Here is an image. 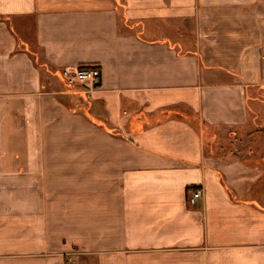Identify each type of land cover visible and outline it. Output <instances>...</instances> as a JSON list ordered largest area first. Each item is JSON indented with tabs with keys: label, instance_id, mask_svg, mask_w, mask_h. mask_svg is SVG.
Masks as SVG:
<instances>
[{
	"label": "crops",
	"instance_id": "0c3cea01",
	"mask_svg": "<svg viewBox=\"0 0 264 264\" xmlns=\"http://www.w3.org/2000/svg\"><path fill=\"white\" fill-rule=\"evenodd\" d=\"M261 113L264 0H0V264H264Z\"/></svg>",
	"mask_w": 264,
	"mask_h": 264
},
{
	"label": "built area",
	"instance_id": "2783aa9c",
	"mask_svg": "<svg viewBox=\"0 0 264 264\" xmlns=\"http://www.w3.org/2000/svg\"><path fill=\"white\" fill-rule=\"evenodd\" d=\"M64 78L68 81H77L80 83L90 84L91 86L95 84L98 80L99 69L96 65H80L76 67L73 71L64 70ZM202 195V189L199 186L192 188L190 196L188 197V202L194 203L198 197ZM67 264H73L71 261Z\"/></svg>",
	"mask_w": 264,
	"mask_h": 264
},
{
	"label": "rangeland",
	"instance_id": "374dc122",
	"mask_svg": "<svg viewBox=\"0 0 264 264\" xmlns=\"http://www.w3.org/2000/svg\"><path fill=\"white\" fill-rule=\"evenodd\" d=\"M259 119H260L259 122H261V124L263 125L264 124V114L263 113H261V118H259ZM252 142L257 144V145H264V139H259L258 137L252 138Z\"/></svg>",
	"mask_w": 264,
	"mask_h": 264
}]
</instances>
